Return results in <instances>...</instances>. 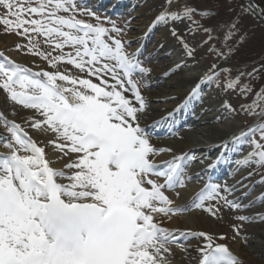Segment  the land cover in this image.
Listing matches in <instances>:
<instances>
[{
  "label": "snow or ice",
  "instance_id": "obj_1",
  "mask_svg": "<svg viewBox=\"0 0 264 264\" xmlns=\"http://www.w3.org/2000/svg\"><path fill=\"white\" fill-rule=\"evenodd\" d=\"M164 4L154 23L187 21L193 34L202 30L209 41L213 38L212 26L193 19H206L209 13L192 0H164ZM0 12L6 34L27 39V53L53 69L34 72L0 53V90L13 106L31 110L23 124L0 111L4 150L0 151V264H172L171 246L187 252L189 240L197 241L198 264H242L226 243L218 242L227 239L224 235L163 226L165 219L189 210L173 207L175 199L168 193L179 197V189L192 179L187 162L194 154L157 160L172 149L154 146L140 125L147 104L132 77L143 78L148 69L142 67L139 50L126 51L119 38L124 30L110 20L106 27L78 0H0ZM242 12L264 9L249 0ZM237 26L235 21L219 26L222 43L227 44ZM172 34L176 35L175 29ZM41 43L50 50H42ZM184 50L188 57L194 56L187 44ZM62 65L72 66L75 74L61 70ZM257 71L248 73L249 79ZM201 80L211 85L217 76L206 73ZM238 85L239 77L224 87L235 91ZM240 92L250 93L251 85H241ZM201 94L197 84L176 111L188 108ZM245 111L261 122L231 141L247 140L251 148L237 161L238 168L264 167V92H257ZM10 115L18 113L14 109ZM28 128L36 130V139ZM48 146L54 158L46 151ZM59 161L63 166L54 167ZM238 184L243 186V178ZM235 190L236 186L208 183L193 206L221 219L225 209L236 213L264 204V194L248 203L244 200L250 192L230 198ZM234 218L264 223V213ZM232 227L240 236L241 225Z\"/></svg>",
  "mask_w": 264,
  "mask_h": 264
},
{
  "label": "bare ground",
  "instance_id": "obj_2",
  "mask_svg": "<svg viewBox=\"0 0 264 264\" xmlns=\"http://www.w3.org/2000/svg\"><path fill=\"white\" fill-rule=\"evenodd\" d=\"M88 1V4L95 8V10L102 8L108 1L112 2L107 10L108 12L111 11L108 16L114 17L120 10L121 13L128 14L124 16V22L127 27L132 28L131 40L136 45L130 54L137 52L141 44L150 43L149 47L141 53L145 54L148 58L152 55L158 59L164 58L161 62L155 61L158 62L157 67L161 68L158 77L164 78L162 83L164 91L159 93L153 90L143 96L147 107L144 114L141 115L139 122L141 127L146 128L147 131L156 130L159 132L161 131V126L164 127V123L169 124V127H173L172 130L180 127V131L173 138L170 137L168 139L162 136L154 139L150 137V142L154 146L172 149V153L161 154L157 158L158 161L169 160L173 154H194V159L187 162L188 174L192 179L186 182V186L179 191V197L171 195L175 199L173 207L188 208L190 204H193L205 180L220 184L221 186H236L233 197L230 198L241 197L243 193L250 192L251 195L244 200V203L257 200L258 197L264 194V179L259 180L256 177L258 167L238 168L237 161L246 156L251 149H244V140L239 144L231 143L234 137L239 136L245 130L237 123L231 121L232 113L230 111L232 107H228L230 103L227 97L218 91L210 95L203 94L202 92L201 96L192 101L188 108L176 111L197 84L201 85L202 91L210 87L209 84L202 83L201 78L207 72L204 65L197 62L199 55L195 54L192 58L185 55L184 44L180 40V37H184V27L182 26H185V24L181 26L182 30L178 38L164 24L154 23L159 13L156 2L145 3V0H133L129 8H124L123 5L129 0H80L82 5H87ZM229 20L228 18V22ZM0 33L6 34L5 30L2 29H0ZM244 36L246 35L244 34ZM39 39L43 40L44 38L40 37ZM233 40L235 41V37H233ZM15 46L16 43L14 41L9 40L6 42L3 40L0 43V53L4 54V52L14 50ZM44 48H47V51L50 50L48 47ZM246 49H249V47H246ZM19 50L25 54L27 53V50H24L23 47H20ZM250 51L257 54L255 49H250ZM23 53L19 55L12 52L6 57L17 64L32 69L34 72L42 69L53 71L51 68L48 69V66H43L38 59H28L27 57L29 56L24 57ZM177 64H183L184 67L177 69ZM40 66L43 67L41 68ZM164 67H167V69ZM64 68H68L74 74L76 72L70 65H62L61 70ZM165 73L169 74L165 75ZM166 76L168 77L166 78ZM133 80L136 79L133 78ZM149 85L148 83L147 86ZM125 95L130 94L125 93ZM14 109L18 113L15 117L10 115ZM0 111L7 114L10 120L14 119L17 123L22 124L31 115V110L13 106L10 101L6 100L4 93H0ZM169 113H174V115L170 119H162L168 117ZM27 130L34 139L37 138L38 133L36 130L31 128ZM41 139H46V137H41ZM223 145H227V147L225 148ZM0 151L4 150L0 148ZM46 151L50 157H55L56 154L51 150V146H48ZM63 163L64 161H59L53 166L60 168L63 166ZM249 173H251L250 176ZM242 178L243 186L241 187L238 182ZM225 210L222 212V218L216 219L209 213L197 209L194 213H188L187 216H173L170 219H165L163 226L168 229L180 228L207 231L215 235L225 236L228 234L234 240L237 238V243L234 245H231L230 242L226 244L241 260L242 264H264V223H247L248 228L240 237H237L235 233L231 234L232 225L238 224L234 218L236 215L252 216L255 213H264V204H258L257 207L246 211L231 213L234 217H230V211L228 213ZM218 242L220 243V241ZM196 244L197 241L192 240L189 243L190 247L187 252L181 251V248L180 250L177 249L178 252L172 247V251L175 250L170 256L172 264H198L199 258H195L196 255L198 256V253L195 251Z\"/></svg>",
  "mask_w": 264,
  "mask_h": 264
},
{
  "label": "rangeland",
  "instance_id": "obj_3",
  "mask_svg": "<svg viewBox=\"0 0 264 264\" xmlns=\"http://www.w3.org/2000/svg\"><path fill=\"white\" fill-rule=\"evenodd\" d=\"M131 2H133V0L126 1L123 7L129 8ZM144 2L145 3L156 2L158 6L157 11L159 12L165 6L164 0H145ZM251 2L253 4L259 5L261 9H264V0H251ZM78 3L80 4L81 7H84L87 10H90L91 12L94 11L93 13H95L96 16L100 17L101 20L106 22L105 23L106 27L111 26L110 24H107V21L110 20L114 22L117 27L123 29L124 31L119 38L122 39V41L124 42L126 46V51L128 53H130L132 49L136 47V45L131 40L132 28L129 26L127 27L124 22L125 19L124 16L128 14L124 12L121 13L120 10L118 11V13H116L117 15H115L114 17L108 16V14L111 12V11L110 12L107 11L108 7L112 4V2L110 1H108L99 10H95V8L91 7L88 4L89 1L86 3L87 5H82L80 0H78ZM247 3H248L247 0H192V4L196 8L209 13V16L206 19H201L200 16H194L193 19L199 21L201 24H207L213 27L214 35L210 41L208 40V37L206 36V34L203 33L202 30H196L195 34L190 32L187 21L170 23L168 25L164 24L166 27H168L171 30L175 29L177 37L181 33L182 30L181 28L184 27L183 29L184 37H180V40L182 41L183 44H187L190 49L194 50V56L195 54L199 55L197 62L202 63L204 65V68L207 73H211V69L213 65L216 66L215 73H213L214 75L217 76L216 82L210 85L211 88L208 87L207 89H205V91L202 92L203 94L210 95L213 92L218 91L222 93L225 97H227L229 99L230 106L232 107V110L230 111L232 113L231 121L240 125V127L243 128L245 131L250 126H253L256 123L261 122L257 116L249 115L245 111V108L252 103V101L256 97L257 92H264V12H255V13L242 12L243 6ZM175 7L178 8L179 4H177ZM172 10H175V8H173ZM130 12L132 13V11ZM0 14H2V12H0ZM79 18L88 19L89 22L96 23V21L90 17L82 16ZM228 18L230 19L229 22H228ZM232 21H235L238 25L233 35V37H235V41L233 40L232 37L229 41H227V44L225 45L224 43L221 42L223 37V32L220 30L219 26L227 25ZM183 24H185L186 28L185 26H182ZM3 28L4 27H1L0 29L4 30ZM244 34L246 36H244ZM7 35L5 33H0V43H2L3 40L6 42L12 40L16 43V46L14 47V50H10L9 52L8 51L4 52L5 56L11 54L12 52L18 53L19 55L23 53L22 51L17 50V45H20L21 47H23L24 50H26L25 46L28 44L27 39H25L22 36H18L14 33ZM42 41L43 40H41V42ZM149 44L150 43L141 44V46H139L138 48V50L140 49L139 53L146 50V48L149 47ZM44 47H48V46L41 43L40 48L44 51H47V48ZM246 47L247 48L249 47V49H246ZM210 48L220 49L221 51L227 54L225 56H220L217 54V52L210 51L209 50ZM250 49L251 50L255 49L257 54L251 52ZM26 54L23 53L22 55L24 57L29 56L27 57L28 59H34V60L38 59L43 64V66L44 65L46 67L48 66L47 62L44 61L43 59L37 56H33L31 54H27V55ZM139 56H140L139 60L141 61L142 67L148 69L147 75H144L143 78H141L140 75H137L136 77V82L139 85L140 91H142L141 93L142 96H145L146 94L150 93L153 90L159 93L163 92L164 87L162 83L164 78L158 77L159 76L158 73L161 68L159 69L157 66H158V62H161V60L162 59L164 60V58L162 57L158 59L155 58V56L153 55L148 58L143 53L139 54ZM152 64L153 66L151 67ZM43 66L40 67L42 68ZM164 68L167 69V67ZM48 69L50 68L48 67ZM253 69H258L259 71L256 72L253 78L249 79L247 74L251 73ZM167 77L168 76H166V78ZM237 77H239L240 85L237 86L236 90L230 91L225 89L224 87L225 83L230 79H234ZM148 83L150 84L149 86H147ZM217 84L219 85V87H217ZM249 84L251 85V92L248 94H242L240 92V86L249 85ZM0 93H3V91L0 90ZM245 95H246V99L243 98ZM256 138L257 139L259 138V134H257ZM243 146L244 149L246 148L251 149L250 146L248 145L247 140H244ZM256 177L259 180L264 179V167H258ZM225 211L229 213L228 209H226ZM230 217H234V216H232L230 213ZM236 222L239 225H241V229H240V236H241L247 230L248 224L246 222H241L239 220H237ZM232 233H235L233 227L231 228V234ZM225 236L227 237V239L220 241V243L230 242L231 245L237 243V238L234 240L232 236L230 237L228 234ZM191 241L192 240H189L188 244L191 243ZM175 250H177V247ZM175 250L173 251L175 252ZM195 258L198 259L199 256L196 255Z\"/></svg>",
  "mask_w": 264,
  "mask_h": 264
}]
</instances>
